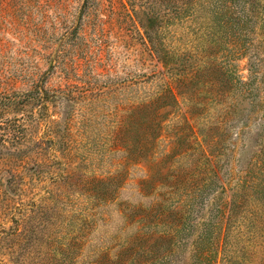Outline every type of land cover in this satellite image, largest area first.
I'll return each instance as SVG.
<instances>
[{
  "label": "rangeland",
  "instance_id": "1",
  "mask_svg": "<svg viewBox=\"0 0 264 264\" xmlns=\"http://www.w3.org/2000/svg\"><path fill=\"white\" fill-rule=\"evenodd\" d=\"M0 264H264V0H0Z\"/></svg>",
  "mask_w": 264,
  "mask_h": 264
}]
</instances>
